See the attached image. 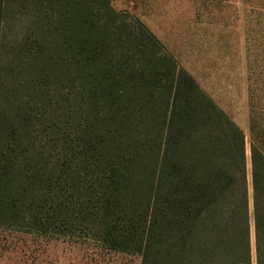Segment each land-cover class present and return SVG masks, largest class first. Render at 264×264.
Masks as SVG:
<instances>
[{
  "label": "trees",
  "instance_id": "1",
  "mask_svg": "<svg viewBox=\"0 0 264 264\" xmlns=\"http://www.w3.org/2000/svg\"><path fill=\"white\" fill-rule=\"evenodd\" d=\"M8 24L0 229L140 264H264V154L250 207L243 131L142 21L111 0H0Z\"/></svg>",
  "mask_w": 264,
  "mask_h": 264
},
{
  "label": "rangeland",
  "instance_id": "2",
  "mask_svg": "<svg viewBox=\"0 0 264 264\" xmlns=\"http://www.w3.org/2000/svg\"><path fill=\"white\" fill-rule=\"evenodd\" d=\"M138 18L264 154V0H111ZM5 25L0 62L21 37ZM253 244V236H251ZM0 264H140L91 241L0 229Z\"/></svg>",
  "mask_w": 264,
  "mask_h": 264
}]
</instances>
